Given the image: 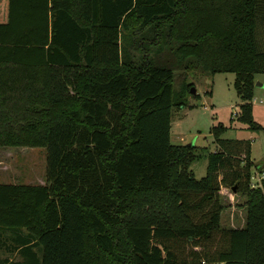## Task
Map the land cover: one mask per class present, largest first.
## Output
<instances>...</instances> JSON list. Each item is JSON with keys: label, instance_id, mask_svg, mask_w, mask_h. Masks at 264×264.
<instances>
[{"label": "trees", "instance_id": "trees-1", "mask_svg": "<svg viewBox=\"0 0 264 264\" xmlns=\"http://www.w3.org/2000/svg\"><path fill=\"white\" fill-rule=\"evenodd\" d=\"M38 1L6 0L0 23V147L44 148L43 184L0 183V264H264L248 143L211 126L195 179L196 147L169 142L188 71L233 73L259 128L264 0ZM221 186L242 195L240 228L218 227Z\"/></svg>", "mask_w": 264, "mask_h": 264}, {"label": "rangeland", "instance_id": "rangeland-1", "mask_svg": "<svg viewBox=\"0 0 264 264\" xmlns=\"http://www.w3.org/2000/svg\"><path fill=\"white\" fill-rule=\"evenodd\" d=\"M261 38L260 41L264 42L262 35ZM183 78L186 84H192L195 92H185L183 107L171 109L170 144L192 143L196 147L198 157L189 165V170L195 179H199L205 174L206 155L216 149L210 127L220 124L224 127L219 133L220 138L248 143L249 161L252 163L249 169L250 183L256 185L264 168V72L253 74L251 91V118L259 128H248L238 119V105L241 101L233 84V73L205 75L188 71ZM177 83H181L178 76L173 82L174 88H177ZM256 84L263 85V88ZM259 165L261 168L256 169L255 166ZM43 173L44 148L0 147V183L43 184ZM218 200L223 207L218 227H242L244 209L241 207L240 191L234 192L229 187L221 186L218 189ZM215 243L216 240L206 245L209 244L211 249Z\"/></svg>", "mask_w": 264, "mask_h": 264}, {"label": "crops", "instance_id": "crops-1", "mask_svg": "<svg viewBox=\"0 0 264 264\" xmlns=\"http://www.w3.org/2000/svg\"><path fill=\"white\" fill-rule=\"evenodd\" d=\"M35 2V6L34 7H40L39 1L38 0H34ZM6 0H0V23H3L6 21V17H7V11H6ZM48 20H49V16H48ZM2 35V33L0 32V36ZM260 88H263V85L259 84Z\"/></svg>", "mask_w": 264, "mask_h": 264}, {"label": "water", "instance_id": "water-1", "mask_svg": "<svg viewBox=\"0 0 264 264\" xmlns=\"http://www.w3.org/2000/svg\"><path fill=\"white\" fill-rule=\"evenodd\" d=\"M256 86H259V84H256ZM189 92H190L191 94H194L195 91H194V89H193L192 86L189 87ZM187 145H188V146H192V143H188ZM232 190H233V188H232Z\"/></svg>", "mask_w": 264, "mask_h": 264}, {"label": "built area", "instance_id": "built-area-1", "mask_svg": "<svg viewBox=\"0 0 264 264\" xmlns=\"http://www.w3.org/2000/svg\"><path fill=\"white\" fill-rule=\"evenodd\" d=\"M259 102H261V101H259ZM234 114H235V113H234ZM263 177H264V173L261 172L260 179L263 178ZM260 179H257V180H256V185H258V181H259ZM250 185H251V187H255V186H256V185L252 184V182L250 183Z\"/></svg>", "mask_w": 264, "mask_h": 264}]
</instances>
